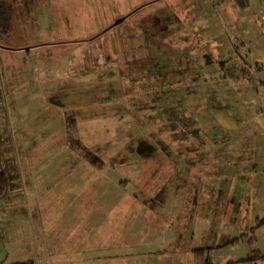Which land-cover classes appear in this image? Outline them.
I'll return each instance as SVG.
<instances>
[{
    "label": "rangeland",
    "instance_id": "rangeland-1",
    "mask_svg": "<svg viewBox=\"0 0 264 264\" xmlns=\"http://www.w3.org/2000/svg\"><path fill=\"white\" fill-rule=\"evenodd\" d=\"M5 4L0 264H264V0Z\"/></svg>",
    "mask_w": 264,
    "mask_h": 264
},
{
    "label": "trees",
    "instance_id": "trees-1",
    "mask_svg": "<svg viewBox=\"0 0 264 264\" xmlns=\"http://www.w3.org/2000/svg\"><path fill=\"white\" fill-rule=\"evenodd\" d=\"M140 8H138V9H140ZM138 9H136V10H138ZM124 17L126 20L129 17V15L124 16ZM113 26L114 25H111L108 28H106L103 32H101L100 35H102L106 31H108ZM10 31H11V24H10L9 14L7 12V9H6L5 0H0V32L9 33ZM2 146H3V142H2V138H0V199L6 195L7 190H8V184H9V178H8V175L5 171V163L3 161V157H4L5 152L3 151ZM262 221H264V220H262ZM256 228H258V226ZM246 237H247L246 234H242L241 236L233 238L229 243L241 241ZM258 259H264V254L260 251H254L253 256H249L248 258L242 259L241 261L242 262L256 261ZM19 264H33V263L32 262H29V263L23 262V263H19Z\"/></svg>",
    "mask_w": 264,
    "mask_h": 264
},
{
    "label": "crops",
    "instance_id": "crops-1",
    "mask_svg": "<svg viewBox=\"0 0 264 264\" xmlns=\"http://www.w3.org/2000/svg\"><path fill=\"white\" fill-rule=\"evenodd\" d=\"M263 18H264V15H263ZM260 20H262V22H263V19L261 18ZM212 225H213V228H218V225H216V224H213L212 223ZM226 227V226H225ZM224 233H227V232H223L222 234H223V237L227 240L228 238H230V237H232L233 238V234H232V230H231V232L229 233V234H224ZM232 240V239H231ZM230 240V241H231ZM230 241H222L219 245H217V243L215 244V242H214V244L213 245H210L209 246V248L210 249H216L217 247L219 248V247H223V246H226ZM137 243H133V244H130V245H136ZM207 248V247H206Z\"/></svg>",
    "mask_w": 264,
    "mask_h": 264
},
{
    "label": "water",
    "instance_id": "water-1",
    "mask_svg": "<svg viewBox=\"0 0 264 264\" xmlns=\"http://www.w3.org/2000/svg\"><path fill=\"white\" fill-rule=\"evenodd\" d=\"M124 20H125V17L119 18V19L114 23V25L119 24V23L123 22Z\"/></svg>",
    "mask_w": 264,
    "mask_h": 264
}]
</instances>
